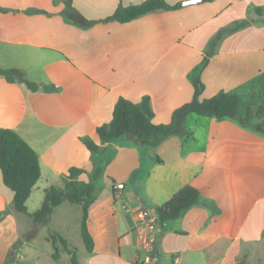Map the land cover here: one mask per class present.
<instances>
[{
    "label": "crops",
    "instance_id": "obj_1",
    "mask_svg": "<svg viewBox=\"0 0 264 264\" xmlns=\"http://www.w3.org/2000/svg\"><path fill=\"white\" fill-rule=\"evenodd\" d=\"M142 1L0 0V69H19L40 84L32 91L0 73V128L16 131L39 156L40 177L27 201L35 190L43 200L46 188L62 186L71 167L83 169L74 179L89 182L83 177L97 162L83 139L102 151L96 128L111 120L120 97L139 102L148 95L152 121L170 122L193 98L189 72L205 52L201 98L225 91L264 110V0H204L126 22L109 19L118 6ZM252 12L260 22L248 17ZM241 20L250 22L218 36ZM251 122L264 127V112ZM184 123L190 134L154 146L152 164L140 177L134 174L138 150L118 149L128 156L122 167L118 163L119 174H133L136 188L144 183L141 197L127 200L126 184L113 175L102 191L96 188L87 219L93 248L77 264H156L160 253L172 264L196 257L221 264L228 253L232 264H264V133L233 118L195 113ZM186 184L199 190L200 201L164 229L156 224L150 261L143 262L137 213L155 219L153 208ZM12 198L0 170V264L28 232L20 231Z\"/></svg>",
    "mask_w": 264,
    "mask_h": 264
},
{
    "label": "trees",
    "instance_id": "obj_2",
    "mask_svg": "<svg viewBox=\"0 0 264 264\" xmlns=\"http://www.w3.org/2000/svg\"><path fill=\"white\" fill-rule=\"evenodd\" d=\"M182 6L181 2L169 4L165 0H144L138 4L128 6H118L109 19L126 22L140 15L159 10L176 9ZM255 11L261 14V10ZM249 20H241L230 29L222 30L218 36L225 32L233 31L244 27ZM210 57L209 52H205L200 62H198L189 72V77L194 87L193 98L176 108L168 123H154L152 121L153 111L148 95L142 96L139 102H133L125 97H120L114 105L112 118L108 123H104L96 128V133L102 141H109L124 136H132L140 142H149L152 147L161 140L174 135L190 134L185 127V117L190 113L217 119L233 118L241 125L254 128L264 133V127L251 122L254 117H261L264 110L261 106L245 105L243 114H240V99L236 94L220 91L209 98H201L204 89L200 73L206 66ZM9 81L24 83L30 90L35 91L40 84L29 81L24 72L19 69H0ZM44 89L50 87L44 85ZM150 141V139H152ZM86 147L93 153L100 152L99 146L90 138L83 139ZM0 170L4 184L13 192L11 202L12 208L20 213L28 214L36 224H44L49 219L54 207L62 201H68L79 205L82 211L80 222V234L87 251L93 248V239L88 231L87 219L88 209L96 199V179L101 174V167L96 165L92 171V180L83 182L74 179L83 172L81 167H71L69 174L64 178V183L60 187L50 186L44 190V198L38 209L33 212L27 211L26 201L32 192V188L40 177V161L38 153L14 130L0 128ZM200 201L199 190L189 184L179 188L167 201L153 208L155 223L163 224L167 221L177 219L187 209ZM1 218V215H0ZM52 244V258H60L58 243L71 255L72 264H77V259L72 249L67 246V241L56 231L49 235ZM58 242V243H57ZM13 259L5 261L7 264ZM238 264H244L240 260Z\"/></svg>",
    "mask_w": 264,
    "mask_h": 264
},
{
    "label": "rangeland",
    "instance_id": "obj_3",
    "mask_svg": "<svg viewBox=\"0 0 264 264\" xmlns=\"http://www.w3.org/2000/svg\"><path fill=\"white\" fill-rule=\"evenodd\" d=\"M248 17L253 18V22H260L258 21V19H254L258 17L254 12L249 13ZM262 18L264 19V15ZM245 105H247V101H240V114H243ZM188 125H193V121L191 120V118L188 120ZM152 140L153 138L150 139V141ZM99 143H105V147L102 148V151L95 154L97 162L96 165H99L101 167V174L95 181L96 188L98 187L99 191H102L107 184L111 183L110 176L113 175L116 182H118L119 184L121 182L120 180L123 179V182L126 184L124 196L127 198V200L135 203L141 197V193L143 191L142 187L144 183L142 181H138L137 185H139V188H136L134 185V183L136 184V182L134 181L133 174H119V171L123 170V168H117L118 163L122 167V162L126 161L128 159V156L120 155L118 149L123 146H130L131 148H135L138 150L137 164L140 168L137 172H134V174H137L140 177L141 174L143 172H146L148 167H150V165L152 164L151 157L154 156V147H152L149 142H140L132 136H124L109 141L99 140ZM118 153L119 155L116 157ZM116 159L119 160L117 161ZM91 174V172L85 174L83 180L91 181ZM61 183H64V179L59 184L61 185ZM115 186L117 185H114V187ZM37 193V190H35L31 198L26 203L27 210L29 212L35 211L41 205L42 199H40V197L38 198ZM18 215L20 231L23 232L27 229L28 232H25L23 234V238L15 242L8 252L5 261H8L11 258L13 260L8 262L7 264H70L71 255L69 254V252L64 250L58 242L57 243L60 249V258L58 263H54V261L50 258V254L53 251V248H51L49 235L52 233V231H56L67 241V246L69 247V249L73 250L76 259H81L84 257V255H86V248L80 234L82 211L79 205L70 203L66 200L62 201L58 206L54 207L49 219L44 224H36L28 214L27 216L22 213H19ZM158 226L161 228L164 227L161 223H159ZM141 255L143 256L142 251ZM203 263L204 260L196 257L185 259L183 263L180 264ZM232 263L233 262L231 256L228 253L226 255V258L222 260L221 264ZM156 264H172V261L171 259L166 258L164 253H160L158 262Z\"/></svg>",
    "mask_w": 264,
    "mask_h": 264
},
{
    "label": "built area",
    "instance_id": "obj_4",
    "mask_svg": "<svg viewBox=\"0 0 264 264\" xmlns=\"http://www.w3.org/2000/svg\"><path fill=\"white\" fill-rule=\"evenodd\" d=\"M138 225V237L142 249L145 251L143 262L148 263L150 261V252L155 242L156 223L154 217H152L146 211H139L137 213Z\"/></svg>",
    "mask_w": 264,
    "mask_h": 264
},
{
    "label": "water",
    "instance_id": "obj_5",
    "mask_svg": "<svg viewBox=\"0 0 264 264\" xmlns=\"http://www.w3.org/2000/svg\"><path fill=\"white\" fill-rule=\"evenodd\" d=\"M201 1H204V0H183L182 1V5L183 6H186V5H190V4H194V3H199ZM115 189L117 188V186L114 187ZM125 210H126V207L124 206ZM125 219L128 223V225L132 228L134 226V222L130 216V214L126 211L125 213Z\"/></svg>",
    "mask_w": 264,
    "mask_h": 264
}]
</instances>
